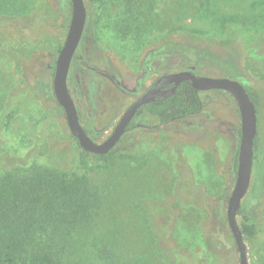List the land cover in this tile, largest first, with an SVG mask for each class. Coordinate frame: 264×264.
<instances>
[{"label":"rangeland","instance_id":"1","mask_svg":"<svg viewBox=\"0 0 264 264\" xmlns=\"http://www.w3.org/2000/svg\"><path fill=\"white\" fill-rule=\"evenodd\" d=\"M68 1L0 0V177L29 180L43 170L65 177L75 166L78 144L52 92ZM124 1L84 0L85 30L67 76L81 126L101 142L155 78L184 70L162 53L166 40L177 42L183 33L222 37L229 23L242 24L252 40L232 43L236 71L195 74L236 80L257 95L256 147L241 206L264 228V0ZM198 96L201 113L184 120L160 125L139 111L113 160H90L77 216H36L44 220L37 247L64 264H239L226 222L239 113L225 91ZM14 108L19 112L4 128ZM244 243L248 264H264V239Z\"/></svg>","mask_w":264,"mask_h":264},{"label":"trees","instance_id":"2","mask_svg":"<svg viewBox=\"0 0 264 264\" xmlns=\"http://www.w3.org/2000/svg\"><path fill=\"white\" fill-rule=\"evenodd\" d=\"M125 1L129 6L133 4L132 0ZM68 5H70V0ZM132 15L130 16L133 18ZM132 21H137V19ZM134 26L138 27V24L134 22ZM125 27L129 29L128 26ZM224 31L225 34L222 37L183 33L181 40L174 43L167 38L166 43L161 46L162 53L175 58L174 64L177 67H182L184 70L192 69L194 73L203 68H208L209 72L217 71L222 67L228 73L234 72L236 71V52L232 43L237 37L243 38L244 42H248L252 38L245 27L235 21L229 23ZM225 35H227L226 38H224ZM214 45H217L216 47L224 46L225 54H219L216 51L217 48L213 47ZM60 47L61 45L58 44L55 51H59ZM244 88L257 111V95L247 86ZM143 108L148 114L155 117L160 125L175 120H184L202 111L198 93L188 82L181 83L175 94L145 104ZM18 112L19 108H14L5 114L4 128L10 126ZM76 147L75 166L71 173L65 177L52 170H43L42 173L29 180H19L10 173L0 177V264H64L51 252L37 247L34 236H36V231L43 228L44 220L38 222L36 216L52 217L50 211H53L55 214L65 217L69 215L72 217V214L76 217L80 212L79 199L88 194L87 170L90 160L101 165L108 164L113 160L117 150L114 147L106 154L93 155L83 151L78 145ZM255 147L256 138L253 149ZM237 216L241 219L238 224L244 240L245 238L260 241L264 239V228L256 225L249 216L246 205L240 207Z\"/></svg>","mask_w":264,"mask_h":264},{"label":"water","instance_id":"3","mask_svg":"<svg viewBox=\"0 0 264 264\" xmlns=\"http://www.w3.org/2000/svg\"><path fill=\"white\" fill-rule=\"evenodd\" d=\"M70 6L71 16L67 32L54 62L52 92L57 104L64 113L70 134L83 151L93 155H103L109 152L126 132L130 121L140 107L153 102L156 97L167 98L175 94L177 87L183 82H188L197 93L222 90L232 96L239 113L240 128L235 181L227 198L226 222L239 254V264H248L243 235L237 222V213L250 185L257 118L255 105L244 86L238 81L228 78L197 75L192 72V69L164 74L155 82L158 83L162 80V83L158 87L148 89L134 100L125 109L109 136L103 142L95 143L82 128L75 104L67 87L69 67L86 23L84 0H70ZM165 85H171V87L162 90Z\"/></svg>","mask_w":264,"mask_h":264},{"label":"flooded vegetation","instance_id":"4","mask_svg":"<svg viewBox=\"0 0 264 264\" xmlns=\"http://www.w3.org/2000/svg\"><path fill=\"white\" fill-rule=\"evenodd\" d=\"M84 30H85V28H84ZM83 32H84V31H83ZM82 36H83V34H82ZM80 40H81V39H80ZM78 45H79V44H78ZM77 47H78V46H77ZM70 65H71V64H70ZM69 69H71V68L69 67ZM185 70H190V69H185ZM69 71H70V70H69ZM69 71H68V73H69ZM166 74H167V73H166ZM162 75H164V74H162ZM162 75H159L157 78H155L154 81H153V82H152V83H151V84H150V85H149V86H148V87H147L142 93H140V94H139L134 100H136L141 94L145 93L148 89H150V88H154V87H158V86L162 83V80H161L160 82H158V83H155V82H156V81H157ZM67 83H68V77H67ZM67 87H68V85H67ZM170 87H171V85H165V86L162 87V90H167V89H169ZM68 90H69V88H68ZM69 93H70V91H69ZM70 95H71V94H70ZM71 97H72V96H71ZM72 99H73V98H72ZM159 99H163V98H161V97H156V98L154 99V101L159 100ZM134 100H133V101H134ZM133 101H132V102H133ZM154 101H153V102H154ZM73 102H74V100H73ZM132 102H131V103H132ZM131 103H130V104H131ZM150 103H152V102H150ZM74 104H75V102H74ZM130 104H129V105H130ZM129 105H128V106H129ZM128 106H127V107H128ZM143 106H144V105H143ZM143 106L140 107V108L137 110L136 114L134 115V117H133L132 120L130 121V123H129V125H128V127H127V130H126L125 133H127L130 129H132V128L136 125V124L134 123L135 117L137 116V114L139 113V111L144 110ZM75 107H76V105H75ZM127 107H126V108H127ZM76 110H77V109H76ZM124 111H125V110H124ZM144 111H145V110H144ZM77 113H78V112H77ZM122 114H123V113H122ZM120 117H121V116H120ZM120 117H119V118H120ZM78 118H79V114H78ZM118 120H119V119H118ZM117 122H118V121H117ZM117 122H116V123H117ZM115 125H116V124H115ZM115 125H114V126H115ZM114 126H113V128H114ZM82 128H83V127H82ZM113 128H112V130H113ZM110 133H111V132H110ZM125 133H124V134H125ZM86 134H87V133H86ZM95 134H97V133H95ZM124 134H123V136H124ZM108 136H109V135H108ZM108 136H107V137H108ZM123 136H122L121 138H123ZM107 137H106V138H107ZM89 138H90V137H89ZM106 138H105V139H106ZM90 139H91V138H90ZM105 139H104V140H105ZM91 140H92L93 142H95V143H101V142L104 141V140H102L101 142H96V140H95L94 137H93ZM120 140H121V139H120ZM120 140H119V142H120ZM119 142H118V143H119ZM118 143H117V144H118Z\"/></svg>","mask_w":264,"mask_h":264}]
</instances>
